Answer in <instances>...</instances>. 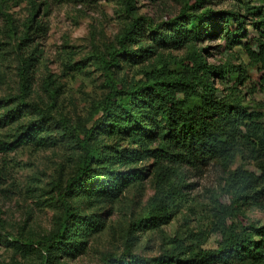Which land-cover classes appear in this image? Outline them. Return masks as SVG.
Returning a JSON list of instances; mask_svg holds the SVG:
<instances>
[{
	"label": "trees",
	"instance_id": "trees-1",
	"mask_svg": "<svg viewBox=\"0 0 264 264\" xmlns=\"http://www.w3.org/2000/svg\"><path fill=\"white\" fill-rule=\"evenodd\" d=\"M141 1L117 0L128 22L113 45L105 51L94 48L84 59L100 73L106 90L93 107L89 126L75 129L65 118L53 115V103L44 107L31 100L29 58L19 93L0 98V130H9L0 140L1 152L43 145L55 129L79 152L73 175L56 186L64 212L33 248L42 264L85 253L87 240L101 232L104 222L98 214L84 215L74 204L94 207L116 201L144 180L148 170L139 165L148 161L153 163L155 181L168 184L166 199L174 203L186 170L213 164L230 169L240 159L241 166L227 180L238 207L264 203V101H248L255 92L245 90L242 66L209 64L205 57L209 48L202 46L205 40L216 39L222 43L219 49L227 52L240 47L258 68V86L264 94V0H194L174 18L158 23L137 13ZM7 3L0 1V16L11 24L15 36ZM225 4L228 9L217 8ZM38 8L33 3L23 34L13 45L15 52L25 47L30 48V56L39 53L31 41L44 31L42 22L35 20ZM166 51L184 54L176 59ZM146 62L142 78L128 76L129 70ZM251 164L255 170H246ZM166 173L177 181H163ZM164 199L165 195L154 198L134 225L143 222V227L157 228L164 223L167 214L160 217L157 210ZM244 217L240 212L220 232L216 249L189 248L179 240L173 242V251L146 258L127 246L118 256H106L103 264H264V225ZM0 241L13 247L28 245L2 235Z\"/></svg>",
	"mask_w": 264,
	"mask_h": 264
},
{
	"label": "rangeland",
	"instance_id": "rangeland-1",
	"mask_svg": "<svg viewBox=\"0 0 264 264\" xmlns=\"http://www.w3.org/2000/svg\"><path fill=\"white\" fill-rule=\"evenodd\" d=\"M7 1L8 14L17 32L12 36L11 24L0 16V98L19 93L24 70L28 69H24L25 61L29 58L31 100L44 107L53 103V115L65 118L75 129L89 126L93 107L106 90L100 73L92 65H86L84 59L94 48L105 51L113 45L128 22L117 0ZM194 2L142 0L137 13L158 23L174 18L185 3ZM33 3L39 4L35 20L44 26V31L31 40L32 47L38 45L39 53L35 57L29 55L30 48L21 47L20 52L13 48L23 34ZM212 4L216 5V1ZM228 7L225 4L217 8ZM221 44L216 39L205 40L202 46L209 48V53L205 54L208 63L230 62L233 66H242L247 78L245 90L255 92L253 100L248 101L252 104L264 101L258 86V68L250 63L240 47L227 52L219 49ZM165 54L178 59L184 52L166 51ZM147 66V62L135 66L128 76L142 78L140 71ZM52 92L55 103L51 100ZM8 134L7 128L0 130V140ZM46 138L43 145L8 153L0 151V235L28 244L13 247L0 241V264H42L34 246L50 233L56 217L64 212L57 201L56 186L73 175L79 152L57 129ZM152 164L148 161L139 165L148 170L144 180L126 189L116 201L94 207L91 203H75L84 215H100L104 228L87 240L85 253L50 264H103L106 256H118L127 246L135 254L157 258L166 251H173L176 248L173 242L179 240L189 248L213 250L218 246L220 232L235 222L240 212L248 222L264 225V203L239 208L234 191L227 186L229 174L241 166L242 160H237L230 169L213 164L201 170H186L174 203L166 199L168 184L157 183L153 178ZM246 170L254 171V165H247ZM168 178L177 181L169 173L163 181ZM164 195V202L157 210L160 217L167 214L168 219L157 228L150 224L143 227V222L134 225L146 215L150 202Z\"/></svg>",
	"mask_w": 264,
	"mask_h": 264
}]
</instances>
